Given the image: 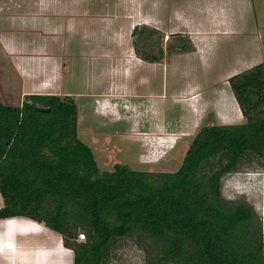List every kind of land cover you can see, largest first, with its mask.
I'll use <instances>...</instances> for the list:
<instances>
[{
    "label": "trees",
    "instance_id": "16d2710c",
    "mask_svg": "<svg viewBox=\"0 0 264 264\" xmlns=\"http://www.w3.org/2000/svg\"><path fill=\"white\" fill-rule=\"evenodd\" d=\"M132 35L149 62L194 50L179 33L165 49L146 25ZM229 83L246 122L201 128L174 172L125 164L102 172L79 136L72 95L29 94L20 106L0 99V219L27 218L58 233L74 264H113L117 243L128 238L144 264H264L260 212L223 192L227 175L264 158V63Z\"/></svg>",
    "mask_w": 264,
    "mask_h": 264
},
{
    "label": "rangeland",
    "instance_id": "374dc122",
    "mask_svg": "<svg viewBox=\"0 0 264 264\" xmlns=\"http://www.w3.org/2000/svg\"><path fill=\"white\" fill-rule=\"evenodd\" d=\"M0 1L21 5L11 11L17 17L25 9H34V0ZM212 3L222 8L217 27L210 20ZM72 10L80 21L88 20L86 35L90 37L84 38L82 30L63 29L58 37L67 41L65 46L55 40L56 34L43 29L58 23L60 16L55 13L27 27L21 19L16 22L0 13V99L6 105L20 106L26 96L23 78L3 47L8 53L9 45L17 52L38 49L39 44L46 45L42 51L47 53L65 47L63 55H69L67 62L71 59L73 68L65 65L66 72L59 76L64 79L60 95L74 96L79 136L92 148L102 172L113 171L117 164L157 173L177 171L201 128L246 122L229 79L264 63V0H82ZM111 22L117 31L111 29L110 36L103 38L101 28ZM143 25L161 33L165 49L179 33L191 38L194 50L167 52L160 62L146 61L133 49L132 32ZM122 35L125 47L119 48L117 38ZM104 50L109 63L99 62ZM47 90L34 87L30 91ZM263 174L264 158L262 164L245 162L239 172L225 177L224 195L246 197L264 213ZM31 222L28 226L18 220L9 224L37 241L61 242L56 232ZM113 257V264H144L143 251L129 238L117 243Z\"/></svg>",
    "mask_w": 264,
    "mask_h": 264
},
{
    "label": "crops",
    "instance_id": "0c3cea01",
    "mask_svg": "<svg viewBox=\"0 0 264 264\" xmlns=\"http://www.w3.org/2000/svg\"><path fill=\"white\" fill-rule=\"evenodd\" d=\"M70 1H72V3H69V0H34L32 1V3H34V5H32L34 6V9H25L27 12L19 14V17L16 16V13L11 11H13L15 8L20 9L22 7L21 5L15 6L11 1H0V13H6L7 17L11 16L16 22L18 21L17 19H21V25L26 27L27 25H31V22L33 21L38 23V19L42 20L43 18V20H48L46 17L49 16V14L55 13L56 16H60L58 23H55L54 25L48 24L47 27H44L43 29L46 31V33L56 34L57 38L55 40H62V44L60 46H65L67 41L58 37V34L63 29H65V31L76 33L82 30L83 33L85 32L84 38L90 37V35H86V33H88V20L84 19L83 21H80L79 15L78 17L77 15H74L76 13H73L72 10V8L79 7V3L82 0ZM221 9L222 8L219 6V4L216 3H212L210 6V20L213 27H217L219 25V21L222 20L219 16H217L218 11L220 12ZM96 15L97 14H94L92 17L94 18ZM61 16L66 18V20H62ZM98 16L102 18V16ZM125 16L123 18V22H126ZM109 18L113 19L114 17L110 15ZM114 25L115 24H112L111 22V24L108 23L105 25V27L101 28L100 32H104V36L102 35L103 38L110 36L108 31L111 32V29H113L114 33L117 31V28L114 27ZM37 27L38 26H36V28ZM94 38H96V35ZM0 40L3 41L2 38H0ZM96 40H98V38ZM117 40V46L119 48L125 47L123 35L122 37L117 38ZM45 47V44H39V47H37L38 49L17 52L15 46L9 45L10 53H8L3 47L4 52L11 57V60L14 61V68L23 78V94H35L30 91L31 88L34 87H45L48 89L47 92H42L41 94L60 95L61 91L63 90L62 82L64 79H59V76H61V73L66 72L68 66L66 67L65 65H70V68L72 69L73 63L71 62V59L70 62H67L69 61V55H63V50L65 47H62L61 50L60 48H56L57 51L55 53H47L42 51V49ZM106 51L104 50L103 55L99 57L101 58L100 60H102V62L99 61L100 63L110 62L109 59H106L109 58L107 57ZM66 95L71 94L68 93ZM2 206L3 200L2 202L0 201V208ZM17 220L23 222L25 221L27 226L32 224L31 220L28 219L26 221L24 218L19 217L0 219V264H74V252L69 248L68 250L70 252H65V246L63 244L61 235L56 233L61 238V242H57V244L54 241H47L46 239L37 241L36 238L29 237L28 235L26 236L25 233L20 232L17 226L9 224L10 221Z\"/></svg>",
    "mask_w": 264,
    "mask_h": 264
},
{
    "label": "clouds",
    "instance_id": "9594fccd",
    "mask_svg": "<svg viewBox=\"0 0 264 264\" xmlns=\"http://www.w3.org/2000/svg\"><path fill=\"white\" fill-rule=\"evenodd\" d=\"M262 216V222H264V213H261Z\"/></svg>",
    "mask_w": 264,
    "mask_h": 264
},
{
    "label": "built area",
    "instance_id": "2783aa9c",
    "mask_svg": "<svg viewBox=\"0 0 264 264\" xmlns=\"http://www.w3.org/2000/svg\"><path fill=\"white\" fill-rule=\"evenodd\" d=\"M80 239H84V235L83 234L80 235Z\"/></svg>",
    "mask_w": 264,
    "mask_h": 264
},
{
    "label": "bare ground",
    "instance_id": "6f19581e",
    "mask_svg": "<svg viewBox=\"0 0 264 264\" xmlns=\"http://www.w3.org/2000/svg\"><path fill=\"white\" fill-rule=\"evenodd\" d=\"M263 176H264V174L262 175V180H263L262 182H263V184H264V179H263L264 177H263Z\"/></svg>",
    "mask_w": 264,
    "mask_h": 264
}]
</instances>
